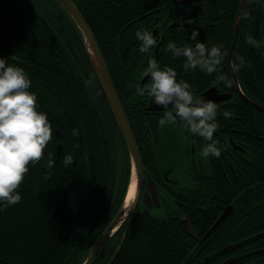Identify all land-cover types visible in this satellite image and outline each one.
Here are the masks:
<instances>
[{"label": "trees", "instance_id": "obj_1", "mask_svg": "<svg viewBox=\"0 0 264 264\" xmlns=\"http://www.w3.org/2000/svg\"><path fill=\"white\" fill-rule=\"evenodd\" d=\"M24 1L0 0V56L29 72L38 107L48 112L53 133L45 155L29 165L19 189L22 199L14 205H0V264H81L123 201L130 175L128 151L90 64L83 36L68 13L57 0ZM72 1L103 55L135 140L141 131L145 133L132 117L141 113L132 81L145 54L139 51L136 29L151 30L156 23H167L188 9V17L202 28L198 39L221 43L229 51L239 3L196 0L188 6L172 0ZM247 34L264 45V0H244L232 53L243 93L264 104V55L246 42ZM188 38L185 29L166 28L163 41L166 45L169 41L192 43ZM163 51L162 65H171L176 56ZM240 55L247 61L242 66H238ZM183 64L181 72L201 75L198 67L184 71ZM227 65L226 57L222 70L228 73ZM202 76L203 80L216 78L215 73L203 72ZM241 113L249 112L241 109ZM73 127L79 129L78 136L72 135ZM55 130L61 138L59 156ZM69 152L74 162L65 166L62 157ZM49 158L55 161L51 169ZM255 209L261 214L250 232L231 230L233 222L225 220L209 232L198 252L191 246L196 242L194 236H202L210 224L192 222L190 235L180 220L136 213L109 238L94 264H197L201 254L210 255L227 243L264 230V198L255 201ZM196 225L202 228L200 232H195ZM122 231L121 246L108 263ZM263 247L264 235L217 255L208 264ZM231 264H264V251Z\"/></svg>", "mask_w": 264, "mask_h": 264}, {"label": "flooded vegetation", "instance_id": "obj_2", "mask_svg": "<svg viewBox=\"0 0 264 264\" xmlns=\"http://www.w3.org/2000/svg\"><path fill=\"white\" fill-rule=\"evenodd\" d=\"M172 1L186 3L185 5L189 6L190 2L196 0ZM184 12L178 18L171 19L167 23L164 21L156 23L152 27L151 31L156 28L158 47L145 52L140 67L133 74L132 83L136 84L135 89L138 90L135 92L139 95L136 102L139 103L138 109L141 113L132 117L137 120L136 126L143 127L145 133L141 131L137 139L134 138L141 163V175L133 211L123 223L128 224L136 213H145L160 218L180 220L187 225V232L192 235V222L211 225L225 207H231L220 223L231 220L233 222L231 230L250 232L255 217L261 214L255 209V201L264 198V179L262 178L264 175V111L241 96L229 66L227 65L228 74L232 79L230 87L224 86L216 78L203 80V71L198 77L192 76L194 71L187 74L181 72V64L185 60L183 56L173 57L171 64L177 69L178 78L190 82L196 95L203 96V91L213 87L214 92L210 98L215 99L221 108L232 111L231 118H224L222 114L218 116L220 126L214 135L223 142V150L218 157L201 156L200 149L206 141L188 132L179 120L161 125L159 120L164 109L149 108V95L147 92L144 94L139 92L140 86L147 87L151 83L150 77L145 76L143 72L149 56L158 59L162 65L160 57L163 55V50L165 49L167 53L171 52L163 41L166 28L185 29L187 34L194 28L202 29L200 25L195 24V18L188 17V9ZM157 19L158 17H155V21ZM181 37H184V34ZM169 60L171 62V58ZM239 87L241 89L240 84ZM251 100L264 107L262 102ZM154 105L160 107V105ZM241 109L249 113L242 114ZM128 159L130 163V158ZM212 218H214L213 221ZM201 230L202 228L197 227L195 232ZM194 237L196 242L191 246L198 252L204 243L203 240L198 241L201 236ZM206 255L207 253L201 254L197 264H201ZM229 256L237 255L229 254L226 257ZM222 260L224 259L218 260L215 264Z\"/></svg>", "mask_w": 264, "mask_h": 264}, {"label": "clouds", "instance_id": "obj_3", "mask_svg": "<svg viewBox=\"0 0 264 264\" xmlns=\"http://www.w3.org/2000/svg\"><path fill=\"white\" fill-rule=\"evenodd\" d=\"M199 29L194 28L188 34L189 41L177 45L169 41V49L174 56L185 58L184 71L197 67L205 73H215L216 80L224 86H231L232 79L223 71L228 50L221 43H207L198 39ZM136 38L140 41L139 51L150 52L158 45V38L148 28H137ZM245 40L264 55V45L256 36L247 34ZM242 66L247 63L245 57H238ZM150 77L147 87L140 86L139 92L147 94L152 103L162 106L161 125L182 122L188 132L202 137L204 143L200 155L204 157L220 156L223 142L214 133L219 128L218 116L231 118L233 113L228 108H221L210 97L198 96L190 82L178 78L177 69L170 64H163L149 56L143 69ZM72 135L80 134L77 127L71 129ZM53 122L47 111L38 107V93L32 88L29 72L18 63H10L8 57L0 56V205H14L22 199L19 191L29 165L39 162L45 155L52 138ZM63 164L74 162L71 152L62 157ZM55 161L47 160L51 169Z\"/></svg>", "mask_w": 264, "mask_h": 264}, {"label": "water", "instance_id": "obj_4", "mask_svg": "<svg viewBox=\"0 0 264 264\" xmlns=\"http://www.w3.org/2000/svg\"><path fill=\"white\" fill-rule=\"evenodd\" d=\"M18 1L26 3L24 0H18ZM57 1L60 3V5L68 13V15L70 16V18L72 19V21L74 22V24L76 25V27L79 29L80 33L83 36V41H84L86 50L88 52L89 61H90V64L93 68L94 74H95L97 81L101 87V90H102V92H103V94L107 100V103L111 109V112L115 118V121L118 124L121 133L123 134V137H124L127 149H128V153H129L131 171L134 174V194H133L131 201L128 203L129 206L128 205H127V207L124 206V200H125V195H124L123 201H122L120 207L118 208L117 212L113 215V217L110 219L108 224L105 226V228L99 234V236L96 238V240L93 243L89 253L87 254L85 259L81 263V264H94L97 257L99 256L100 252L105 247L109 238L124 224L123 222L125 221V219L133 211L135 198H136V194H137V190H138V186H139L140 175H141V163H140L139 154L137 151V146H136L133 134H132L130 124H129L128 119L126 117V114L123 110V107H122L121 102L119 100V97L117 95L116 89L114 87V84H113L111 77L109 75V72L107 70L106 63H105L104 58H103V56L99 50V47H98L97 42L93 36V33L91 32L87 22L85 21V19L81 15L80 11L78 10L77 6L75 5V3L72 0H57ZM179 1H183V0H179ZM243 4H244V0H239L237 10H236V14H235L233 36H232V40H231L230 46H229L227 62H228L229 70L233 76L236 87L238 88L241 96L245 100H247L249 103L255 105L257 108L264 111V107L258 105L257 103H255L251 99H249L247 96H245V94L243 93V91L239 87L238 79H237V77L234 73L233 67H232V53H233V49H234V46H235V43L237 40V36H238L239 19H240V14L242 11ZM153 32L155 35L156 34L155 33L156 28L153 30ZM157 47H158V45L156 46V49H157ZM213 92H214L213 87L207 88L205 91H203V96H205L206 98L211 97ZM220 96L221 95L219 94V97ZM149 103L150 104L148 105V107L151 109L162 107V106H160V107L156 106L155 107V105H154L155 103H152L151 100H149ZM55 133H56V139H57V149H56L57 154L56 155L59 156L60 150H61V138H60V134H59L58 130H55ZM121 172H122V169H121ZM128 187H129V185H128ZM126 191H127V189H126ZM125 194H126V192H125ZM230 206H231V204H230ZM230 208L231 207H229V208L225 207L224 208V210L218 216V218L211 224V226L199 238V240H198L199 242L204 240L206 238V236L209 234V232L221 222V220L226 215L227 210H229ZM124 235H125V231H123V233L120 237V240H119L112 256L110 257L108 263L113 259L115 253L120 248L121 243H122L123 238H124ZM262 235H264V230L259 231L257 233H254V234H252L246 238H243L239 241H236L233 243H227V244L223 245L222 247H220L219 249H217L216 251H214L213 253H211L210 255L204 256L201 264H208L217 255L223 254V253H225V252H227V251H229V250H231L237 246H240L245 241L255 239V238L260 237ZM261 251H264V248L255 249V250H252V251H249V252L243 253L241 255H237V256H229L217 264H231V263H233L237 260H240L246 256H249L253 253H259ZM188 256H189V254L187 255V257Z\"/></svg>", "mask_w": 264, "mask_h": 264}, {"label": "bare ground", "instance_id": "obj_5", "mask_svg": "<svg viewBox=\"0 0 264 264\" xmlns=\"http://www.w3.org/2000/svg\"><path fill=\"white\" fill-rule=\"evenodd\" d=\"M100 50V49H99ZM103 56V55H102ZM134 194V180L131 182V184L129 185L126 194H125V200H124V206L127 207L128 203L131 201L132 197ZM211 226V225H210ZM209 226V227H210ZM208 227V228H209ZM207 228V229H208ZM215 228V227H214ZM205 233V232H204Z\"/></svg>", "mask_w": 264, "mask_h": 264}, {"label": "rangeland", "instance_id": "obj_6", "mask_svg": "<svg viewBox=\"0 0 264 264\" xmlns=\"http://www.w3.org/2000/svg\"><path fill=\"white\" fill-rule=\"evenodd\" d=\"M134 180V174H133V172L131 171V167H130V175H129V181H128V183L129 184H127V189H128V185H130L131 184V182ZM129 206V205H128ZM120 207V206H119ZM117 212V211H116Z\"/></svg>", "mask_w": 264, "mask_h": 264}]
</instances>
